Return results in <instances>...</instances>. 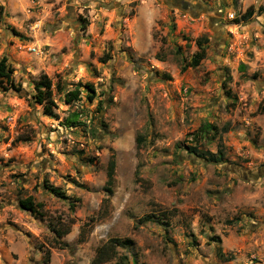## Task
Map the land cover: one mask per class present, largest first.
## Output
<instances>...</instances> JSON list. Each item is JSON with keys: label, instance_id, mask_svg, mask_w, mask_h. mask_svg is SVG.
I'll return each mask as SVG.
<instances>
[{"label": "rangeland", "instance_id": "rangeland-1", "mask_svg": "<svg viewBox=\"0 0 264 264\" xmlns=\"http://www.w3.org/2000/svg\"><path fill=\"white\" fill-rule=\"evenodd\" d=\"M3 58L0 264H264V0H0Z\"/></svg>", "mask_w": 264, "mask_h": 264}, {"label": "trees", "instance_id": "trees-1", "mask_svg": "<svg viewBox=\"0 0 264 264\" xmlns=\"http://www.w3.org/2000/svg\"><path fill=\"white\" fill-rule=\"evenodd\" d=\"M207 43V40H205ZM198 48L202 49L201 40L198 41ZM204 58V51L198 52L195 54L194 61L195 66H197L201 60ZM0 90L5 92L10 91H20V86H17L14 76L13 70L11 66L8 64V60L3 58L0 61ZM88 91L93 92L94 89L92 86H89ZM82 92L79 89L74 91H69L64 94L65 101L67 103H71L77 100H80ZM33 103L42 106L44 114L49 117L55 116V104L53 99V90H52V83L47 78V76H43L39 81L35 84V92L32 96ZM262 111V110H261ZM207 130L211 126L207 125ZM137 149H139V145L137 144ZM221 154L223 152L222 140L220 139V148ZM195 150H191V153H194ZM111 156L108 162V171H107V181L104 186V190L108 193L109 196L113 195V187L115 184V175H116V160L114 157V150L110 149ZM48 191L57 197H61L59 191L52 187H48ZM19 206L22 210L31 213L33 216H43V203L37 202L32 196H19ZM152 219L160 220V218H155V216H145L140 220L141 223L146 221H153ZM52 232L55 234V237L58 239H62L63 237L67 236L70 233L69 228H57L53 227ZM55 247H62L64 249L67 244L64 242L58 241ZM61 243V244H60ZM133 245V241L130 239H119V238H111L101 247H99L96 251L95 257L92 260V264H104L112 260L116 254L117 249L120 247H130ZM50 263V252L47 253V257L45 259V264Z\"/></svg>", "mask_w": 264, "mask_h": 264}]
</instances>
